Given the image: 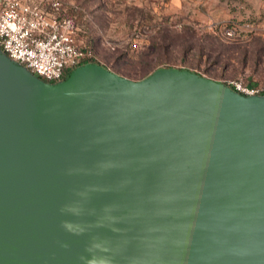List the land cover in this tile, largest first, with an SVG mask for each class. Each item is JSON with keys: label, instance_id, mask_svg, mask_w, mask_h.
Here are the masks:
<instances>
[{"label": "water", "instance_id": "water-1", "mask_svg": "<svg viewBox=\"0 0 264 264\" xmlns=\"http://www.w3.org/2000/svg\"><path fill=\"white\" fill-rule=\"evenodd\" d=\"M0 264H264V94L0 49Z\"/></svg>", "mask_w": 264, "mask_h": 264}, {"label": "rangeland", "instance_id": "rangeland-1", "mask_svg": "<svg viewBox=\"0 0 264 264\" xmlns=\"http://www.w3.org/2000/svg\"><path fill=\"white\" fill-rule=\"evenodd\" d=\"M61 1L79 26V45L123 76L177 67L264 84V0Z\"/></svg>", "mask_w": 264, "mask_h": 264}, {"label": "built area", "instance_id": "built-area-1", "mask_svg": "<svg viewBox=\"0 0 264 264\" xmlns=\"http://www.w3.org/2000/svg\"><path fill=\"white\" fill-rule=\"evenodd\" d=\"M78 30L74 15L61 0H0V49L48 82L63 79L67 71L95 58L91 48L79 45ZM227 84L244 95L264 94V84L240 80Z\"/></svg>", "mask_w": 264, "mask_h": 264}, {"label": "trees", "instance_id": "trees-1", "mask_svg": "<svg viewBox=\"0 0 264 264\" xmlns=\"http://www.w3.org/2000/svg\"><path fill=\"white\" fill-rule=\"evenodd\" d=\"M89 62H96V63H99V64H101L98 60H91V61H89ZM101 65H103V64H101ZM103 66H105V65H103ZM106 67V66H105ZM70 71H67V74L69 73ZM198 73V72H197ZM66 74V75H67ZM149 74V73H148ZM200 74V73H199ZM147 75V74H146ZM145 75V76H146Z\"/></svg>", "mask_w": 264, "mask_h": 264}]
</instances>
